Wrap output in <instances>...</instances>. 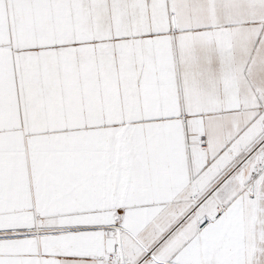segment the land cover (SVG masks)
Listing matches in <instances>:
<instances>
[{"label":"snow or ice","instance_id":"1","mask_svg":"<svg viewBox=\"0 0 264 264\" xmlns=\"http://www.w3.org/2000/svg\"><path fill=\"white\" fill-rule=\"evenodd\" d=\"M0 264H264V0H0Z\"/></svg>","mask_w":264,"mask_h":264}]
</instances>
